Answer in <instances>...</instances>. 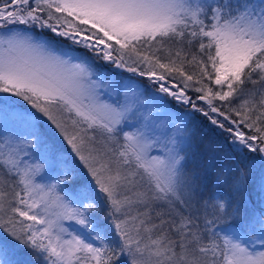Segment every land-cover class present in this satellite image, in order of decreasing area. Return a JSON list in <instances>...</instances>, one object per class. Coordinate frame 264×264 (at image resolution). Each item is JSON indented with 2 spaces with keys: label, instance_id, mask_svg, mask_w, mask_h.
Masks as SVG:
<instances>
[{
  "label": "snow or ice",
  "instance_id": "snow-or-ice-1",
  "mask_svg": "<svg viewBox=\"0 0 264 264\" xmlns=\"http://www.w3.org/2000/svg\"><path fill=\"white\" fill-rule=\"evenodd\" d=\"M73 45L207 117L232 137L233 151L258 154L245 157L244 167L215 169L216 184L233 195L198 194L186 168L188 113L169 115L173 134L149 136L141 86L128 78L124 102L102 100L103 73L87 56L65 51ZM164 103L153 97L160 111ZM37 113L63 136L94 188L81 182L65 192L71 169L39 182L47 161L27 158L40 140ZM134 118L139 126L124 131ZM6 123L31 131L0 134V264H24L23 252L44 264H264V0H0ZM258 165L256 210L249 188ZM100 198L115 241L90 219Z\"/></svg>",
  "mask_w": 264,
  "mask_h": 264
},
{
  "label": "rangeland",
  "instance_id": "rangeland-1",
  "mask_svg": "<svg viewBox=\"0 0 264 264\" xmlns=\"http://www.w3.org/2000/svg\"><path fill=\"white\" fill-rule=\"evenodd\" d=\"M39 34L43 36H50V34L47 32H43ZM62 43L66 44V42H62ZM65 51H67L70 55L73 56H87V58L90 61H92L88 54L90 55L93 54L88 53L86 50L81 49L77 46L73 45L71 47H66ZM82 51H86L88 54H85ZM95 62L96 64H98V66L103 68L100 71L101 73H103V75L98 78V92L101 96V99L109 103L124 102V92H123L124 83L128 78L137 81V79H139L140 77L132 73H128L123 69H117L110 64H105L99 57H97V60H95ZM94 79H97V77H94ZM147 83L150 84L148 80ZM148 86H149L148 89L141 87V91L143 92V95L139 97V103L142 105L141 112L145 114L150 113V119L146 121L148 125L146 131L148 132L149 136H153V137L157 136L158 134H164V133L171 135L173 133L169 121V115H173V116L179 115L180 113L186 111H182L179 109L171 110L165 106V103L163 105L164 111H160L158 108L153 107V97H156L158 95L161 96L163 99L164 97L163 94H157L156 88L154 86L151 85ZM5 99L14 101L17 107L29 108V106L26 105L23 101H20L16 98L5 97ZM174 103L176 102L174 101ZM198 104L206 107V105H203V103L201 102H198ZM29 110L35 112V110H32L30 108ZM36 115L38 116V123L40 128V140L36 143V146L33 149L29 150L30 156L27 158L30 160L39 159L41 163L47 161V163L45 164L44 171L41 173L40 177L38 178L39 182L40 183L54 182L53 178H62L60 177V173H63L71 169L72 171L70 172V179L64 185H61V187L64 188L65 192L70 193L73 187L79 185L81 182L91 183L94 188L95 185L94 182L91 180L90 175H88L87 170L84 168L79 158L75 155V153L72 152L71 147L64 140L63 136L59 133V131L55 128V126L51 124L50 121H47L46 118H44L42 115L38 113ZM212 115L215 118L223 121V117H217L216 114H212ZM189 116L191 117V119L188 123V129L191 132V143L193 147L191 149V155L186 161V168L191 173L199 172V176L197 178L202 179L204 182L205 173L211 170V166H213L216 162H219L220 166L224 164L236 163V161H234V163L227 162V160L229 161V156L227 155V150H226L228 146L227 147L225 146L224 144L225 142L222 140L224 138H220L221 135L226 139L227 138L232 139V137H230L222 129L212 125L209 119L207 117H204L203 115L202 116L207 120L208 124L211 126L208 125L210 128L202 127L201 129L198 130V126L196 125V123L197 121L199 122V120L190 114ZM139 123L140 121L134 118L133 122L127 123L122 127L124 131H131L133 130L134 127L139 126ZM215 128H218L219 131H217ZM30 131L31 129H29L26 126H22L18 123L0 124V134L6 135L12 133L17 136H25L28 135ZM69 131H71V128H69ZM233 152H234L233 153L234 158L240 163L244 164V166L247 163L245 157H247L248 160H250L253 155H258L248 152H244V154L241 155L238 152L235 151ZM152 154L156 155L158 153L155 149H153ZM230 157L231 159H233L231 155ZM260 175H261V169L258 165L255 170V180L253 184L250 185V189L254 201L253 205L255 206L257 205L259 207H260V203H259L260 194H259L258 185L260 182ZM197 178H196V182H197ZM204 187L206 189V185H204ZM207 187L209 189H212V185L207 184ZM214 191H215V186H213V192ZM63 194L64 193L62 192L61 195ZM198 194L201 195V192L199 190H198ZM222 194L225 197L233 195L228 187L225 188V191ZM104 205L106 206L105 201L103 200V198H100L97 201V211L93 212L90 215V219L93 222V227L96 231H99V228L95 227V222H98V217H99L98 210L103 208ZM106 212H107V206L105 207V218L107 219ZM64 225L70 232L80 233L81 235H87V231L73 221H65ZM22 260L24 264H44L43 260L40 257L29 255L27 252H23Z\"/></svg>",
  "mask_w": 264,
  "mask_h": 264
},
{
  "label": "trees",
  "instance_id": "trees-1",
  "mask_svg": "<svg viewBox=\"0 0 264 264\" xmlns=\"http://www.w3.org/2000/svg\"><path fill=\"white\" fill-rule=\"evenodd\" d=\"M84 52L85 54H88L86 51H82ZM90 59L92 60L93 62V65L99 70L101 71L103 68H101L100 66H98V64H96L95 60H97V57L94 55H90ZM104 67H107V66H104ZM107 69V68H105ZM109 70V69H108ZM186 71L188 72H192L193 69L191 67H187L186 68ZM142 88H145V89H148V84L147 83V80L145 78H142L140 77L139 79H137L136 81ZM213 87H215L213 85ZM246 87H251L250 85L249 86H246ZM155 91V90H153ZM189 95L192 96L193 98L195 97L196 93L194 92H189ZM164 100L166 101L165 103V106L171 110H182V111H186V113L192 115L193 117H195L196 119L199 120V122L197 121L196 125L198 126V130L201 129L202 127H206V128H210L207 122V120L200 114V113H195V112H192L191 111V108L189 106H184V105H178L176 103H174V101L170 100L169 98L167 97H164ZM216 103H219V102H216ZM183 108V109H181ZM209 125V126H208ZM217 131H219L218 128H215ZM220 138H224L222 139L225 143V146L227 147V155L229 156V161L227 160V162H232L234 163V161L236 162H239L237 161L234 156H233V148H232V145L230 144V141L231 139L229 138H225L223 137L222 135L220 136ZM246 152V151H245ZM230 155L232 156L233 159H231ZM232 160V161H230ZM240 163V162H239ZM240 166L241 167H244V164L240 163ZM220 167L219 165V162H216L213 166H211V170L207 171L205 173V178H204V182L202 179H198L197 177L199 176V172H195V175H196V178H197V185L199 186L198 187V190L201 192V197L207 199L208 197L212 196V195H223L222 193L225 191V186H220V185H217L216 182H215V169ZM197 173V174H196ZM203 176V177H204ZM202 177V178H203ZM207 184L209 185H212V189H209L207 187ZM204 185H206V189L204 187ZM213 186H215V191L213 192ZM227 191V190H226ZM249 199L251 201V204L249 205L250 208H255L256 210H259L260 207L259 206H255L253 205V197H252V192H251V189L249 188ZM106 204V202H105ZM105 205L103 208L99 209V217H98V222H95V227L96 228H99V231H102L105 236H107L110 240L112 241H115L116 240V237H115V232H114V229H113V226H111V222L110 221H107L108 219L105 218ZM44 262V261H43ZM120 264H128L127 262V259L126 258H122L121 261H120Z\"/></svg>",
  "mask_w": 264,
  "mask_h": 264
},
{
  "label": "water",
  "instance_id": "water-1",
  "mask_svg": "<svg viewBox=\"0 0 264 264\" xmlns=\"http://www.w3.org/2000/svg\"><path fill=\"white\" fill-rule=\"evenodd\" d=\"M201 103H203V102H201Z\"/></svg>",
  "mask_w": 264,
  "mask_h": 264
}]
</instances>
